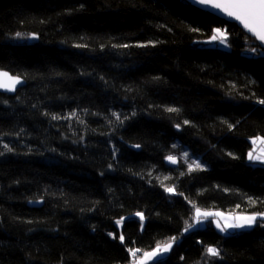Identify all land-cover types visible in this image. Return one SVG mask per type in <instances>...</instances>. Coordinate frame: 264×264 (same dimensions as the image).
I'll return each mask as SVG.
<instances>
[{"label": "trees", "instance_id": "obj_1", "mask_svg": "<svg viewBox=\"0 0 264 264\" xmlns=\"http://www.w3.org/2000/svg\"><path fill=\"white\" fill-rule=\"evenodd\" d=\"M215 27L230 50L201 45ZM0 70L25 81L0 93V264H132L175 237L150 264H264L262 219L184 233L196 208L264 214L257 38L186 0H0Z\"/></svg>", "mask_w": 264, "mask_h": 264}, {"label": "snow or ice", "instance_id": "obj_2", "mask_svg": "<svg viewBox=\"0 0 264 264\" xmlns=\"http://www.w3.org/2000/svg\"><path fill=\"white\" fill-rule=\"evenodd\" d=\"M198 3L210 4L213 8L221 9L229 17L234 18L239 21L245 29L252 33L261 43H264V0H197ZM17 35H20L17 33ZM227 33L221 29H216L215 34L212 36V40H219L222 44H227ZM255 51V49H253ZM20 83V80L16 77H10L7 72H0V88H6L8 90H14L16 84ZM260 103L264 104V100H261ZM168 111L174 112L177 109L169 108ZM54 119L56 117H53ZM187 123V121L185 122ZM255 143V141H253ZM168 159L175 163V159L171 156ZM249 159H257L264 163V155L253 156L252 153H249ZM200 164L196 161H193L189 165V170L200 168ZM168 192H174L173 188H166ZM138 216L143 219L141 213H137ZM209 216H222L221 213H211V212H201L200 209H196V215L194 217L196 223L201 222V218H207ZM260 219L264 220V216H261ZM257 221L256 215L249 216H236L231 219L225 220V224L221 227L220 222L216 221L217 227L221 231H225L227 228H244L251 227ZM120 223V221H117ZM192 225H189L191 227ZM264 226V225H262ZM187 230V229H185ZM175 238L172 240L163 243L162 245H157V247L151 252H145L143 257L139 259V264H145V261L151 259L155 256L160 255L162 252H167L172 248V243ZM121 242H123L124 237H120ZM131 255L135 258L139 249H129ZM207 254L211 257H219L220 252L215 247H208L206 249Z\"/></svg>", "mask_w": 264, "mask_h": 264}, {"label": "rangeland", "instance_id": "obj_3", "mask_svg": "<svg viewBox=\"0 0 264 264\" xmlns=\"http://www.w3.org/2000/svg\"><path fill=\"white\" fill-rule=\"evenodd\" d=\"M216 29H221L222 31L226 32L227 33V30L226 28H222V27H215L214 30H213V33L211 35H209L208 37L200 40L201 42V45H204V46H208V47H219V48H222V49H225V50H230L231 49V46L228 42V39H227V44H222L219 42V40H212V36L215 34V30ZM227 37H228V33H227ZM248 55L250 56H254V55H259V53H256L255 51L253 50H250L249 52H247ZM250 143H251V148L249 149V152H248V160L250 162H254V163H262L260 160H257V159H249V153H252L253 156H261V155H264V136H261V135H258V136H254V137H251L249 139ZM253 141H255V143H253ZM264 164V163H263ZM197 209V208H196ZM200 209L201 212H211V213H221L222 216H209L207 218H201V222L200 223H196L194 217L196 215V210H195V214H194V217H193V221L190 225H192L191 227H186L185 229L187 230H184V233L185 232H188L190 230H193V229H197V228H202V227H205V225L207 224V222L209 220H212L213 221V224L215 226V228L219 231V232H222V233H229V232H232V231H238V230H250L252 229L254 226H255V223L251 226V227H244V228H227L225 231H221L220 228L217 227V224H216V221H219L220 222V225L221 227L224 226L225 224V220L226 218L227 219H231L233 217H236V216H249V215H256L257 216V220L260 219L261 216H264V214H261V213H250V212H239L235 209H231V210H222V209H217V208H198ZM137 213H141L143 215V219H144V214L142 212H137ZM137 213H135L134 215L141 218L140 216L137 215ZM172 240L169 239L168 241ZM180 240V238H176L174 239L173 243H172V248L174 246L175 243H177L178 241ZM167 241V242H168ZM171 248V249H172ZM171 249L167 252H162L160 255L158 256H155L151 259H148L145 261V264H150L154 261H157L161 258H164L166 257ZM154 249L152 250H147V251H144L141 255L137 256L135 261L132 263V264H139V259L143 257V254L145 252H151L153 251Z\"/></svg>", "mask_w": 264, "mask_h": 264}, {"label": "water", "instance_id": "obj_4", "mask_svg": "<svg viewBox=\"0 0 264 264\" xmlns=\"http://www.w3.org/2000/svg\"><path fill=\"white\" fill-rule=\"evenodd\" d=\"M186 1L189 2L190 4H192L193 6L199 8V9H201V10H203V11H206V12H208V13L214 15V16H216V17L220 18L221 20L226 21L227 23H235V24H237V25L240 27V29H242L246 34H248V35L251 36V37L256 38L252 33H250L247 29H245V28L243 27V25H242L239 21L235 20V19L232 18V17H229V16L226 15L225 12L222 11L221 9L213 8V7H211L210 4H202V3H198L197 0H186ZM263 44H264V43H263ZM0 72H7V73L9 74L10 77H16V78H18V79L20 80V83H18V84L15 85L14 90H11V91H10V90H8V89H6V88H0V93H2V94H6V95H10V96H15L16 93H17V91H18L19 89H21L22 87L25 86V81H24L22 78H20V77H18V76H14V75H12L10 72H8V71L0 70ZM136 149H138V148H136ZM173 158H174V157H173ZM174 159H175V163L171 162V161L168 159V157H167V158L165 159V164H166L167 166L171 167V168H177V167H179V165H180L179 160L176 159V158H174ZM42 204H43L42 202H37V203H31L30 206H33V207H40Z\"/></svg>", "mask_w": 264, "mask_h": 264}]
</instances>
